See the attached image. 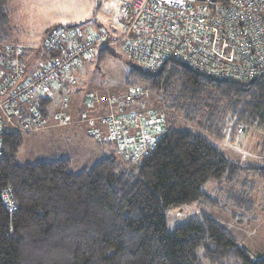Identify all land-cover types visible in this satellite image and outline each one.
Returning <instances> with one entry per match:
<instances>
[{
    "label": "trees",
    "instance_id": "16d2710c",
    "mask_svg": "<svg viewBox=\"0 0 264 264\" xmlns=\"http://www.w3.org/2000/svg\"><path fill=\"white\" fill-rule=\"evenodd\" d=\"M9 1L0 0V20ZM109 49L95 51L99 61ZM47 52L45 63L56 56ZM127 83L143 85L145 98L153 93L154 105L148 104L165 119L154 148L136 162L107 141L121 160L110 154L78 171L71 170L66 158L19 164L23 133L33 132L35 124L30 121L28 128L16 119L19 127L4 123L0 188L9 190L14 209L9 212L0 197V264H264V256L253 260L247 248L206 213L175 221L171 228L165 216L167 210L183 206L225 201L236 217V209L252 206L254 183L248 177L264 179V161H232L192 127L229 140L235 139L238 125L243 133L264 128V75L251 81L178 62L155 71L137 63L129 68ZM60 88H67L66 82ZM48 99H36L43 117ZM28 105L21 102L17 108L27 114ZM146 107L141 104L137 110ZM209 181L215 183L212 193L205 189Z\"/></svg>",
    "mask_w": 264,
    "mask_h": 264
},
{
    "label": "built area",
    "instance_id": "2783aa9c",
    "mask_svg": "<svg viewBox=\"0 0 264 264\" xmlns=\"http://www.w3.org/2000/svg\"><path fill=\"white\" fill-rule=\"evenodd\" d=\"M114 5L119 30L84 35L78 28L49 29L43 45L56 56L32 75H24L17 47L0 46V132L4 123L19 127L15 119L28 128L33 121L34 130L44 127L46 119L36 108V99L49 97L75 65L102 47L121 46L149 71L178 62L228 78L264 75V0H119ZM146 93L145 87H130L124 97L110 100L119 107L99 118L106 125L105 141L115 142L131 162L154 148L165 130L163 112L152 107L137 110ZM21 102L29 103L27 114L17 108ZM53 119L68 122L60 111ZM235 133L241 136L243 126L238 125ZM0 197L12 212L9 190L0 188Z\"/></svg>",
    "mask_w": 264,
    "mask_h": 264
},
{
    "label": "rangeland",
    "instance_id": "374dc122",
    "mask_svg": "<svg viewBox=\"0 0 264 264\" xmlns=\"http://www.w3.org/2000/svg\"><path fill=\"white\" fill-rule=\"evenodd\" d=\"M117 1L119 0H10L5 4L4 16L0 20V44L12 45L22 50L27 49L28 54H31L39 62L49 57L42 42L45 40V33L50 28L81 26L89 33L109 31L111 28L119 30L120 27L116 19L117 12L114 7ZM109 48L111 53L106 55L103 60L99 61L98 52H94L92 55L83 58L70 71L68 74L71 84L70 90L63 97L66 101L76 97L82 103L88 96L107 98L126 94L129 91L128 70L131 65H137V63L129 57L121 46L116 45ZM41 55H43L42 58H40ZM132 80L131 83L138 82L136 79ZM132 87L134 86H131V89ZM153 95L150 92L149 96L144 98L143 104L145 106L154 105L152 102ZM145 99L147 100L145 101ZM150 102L151 105H149ZM118 103L122 102L118 101ZM103 104L100 103L93 107V113L90 115H101L102 110L97 108H101L100 105ZM87 116L84 115L85 118ZM183 125L187 124L183 123ZM192 129L200 132L211 145L217 147L226 158L232 161L259 162L258 159L249 158L245 154V149L248 145L260 148L255 146L258 142L255 140L257 138L255 135L262 132L264 128L248 129L241 136H235L234 140H229L228 137L217 138L202 133L198 126L192 127ZM55 132L56 130L49 128L23 133V140L17 152L16 161L23 164L34 163L39 160L66 158L70 160L71 170L78 171L84 167L92 166L97 160L110 154H115L121 160L114 149L105 144H99L96 140L91 141L92 137L88 136L86 132L77 130L74 137H69L63 133L54 134ZM93 142L101 146L102 151L100 150V153L91 157L89 156L90 151L93 149L94 153L99 151L93 146ZM248 178L254 183V188L250 194L253 204L249 208L242 205L241 209H236L238 214L237 216L234 215L236 217L231 216L234 207L231 206L229 209L230 203L225 201H220V204L215 206L192 204L167 210L165 213L167 227L171 228L175 221L183 220L190 215L206 213L230 231L236 242L247 248L253 260L260 255L264 256V179L251 174ZM214 184V181H209L205 189L212 193ZM224 196L223 193L218 198L223 199ZM240 214L244 215L240 216ZM240 218L242 219L240 220Z\"/></svg>",
    "mask_w": 264,
    "mask_h": 264
},
{
    "label": "crops",
    "instance_id": "0c3cea01",
    "mask_svg": "<svg viewBox=\"0 0 264 264\" xmlns=\"http://www.w3.org/2000/svg\"><path fill=\"white\" fill-rule=\"evenodd\" d=\"M126 2H131V0H128ZM115 7V5H114ZM82 33H86L87 31L84 29V27L80 28ZM86 31V32H85ZM46 34V33H45ZM44 43V42H42ZM15 47V46H13ZM25 49V48H24ZM22 50L17 47V54L19 56L20 62L22 64L23 72L25 76L32 75L34 71H36L42 64L45 63L46 59L40 60L39 62L36 61L35 57H33L31 54H28L29 51ZM46 54V53H45ZM46 56V55H45ZM43 55L40 56L42 58ZM62 82H66V87L64 90L61 88L60 89H53L51 95L49 96L48 101H46V106L45 110L46 112V122L44 127H40L33 132L41 131V130H46L51 128L52 130H56L54 134H64V135H69V137H74L76 135L75 131H80V132H86V134L91 136L92 140H96L99 144H105L109 146V148L114 149V145L112 144H106L105 142V137H106V125L103 123L102 120L99 118L102 115H105L108 113L107 110L110 109H117L120 104L116 103H111L110 100L115 99V98H122L124 97L125 93L120 94V95H115L112 97H92L88 96L85 97L84 102L82 103L79 102V100L74 97L71 100L69 99L66 101L63 97L69 92L70 90V79L68 80H62ZM114 102V101H113ZM104 103L103 105H100L101 108H97L99 110H102V114L99 116H94L90 115L93 113V107H96L97 104ZM62 112L63 115L68 116V122L67 123H57L53 119V114L56 112ZM107 111V112H106ZM87 116L86 118L84 117ZM99 133L98 135H96ZM257 138L255 140H258L256 142L255 146H259L260 148L248 145L246 147L245 154L248 155L249 158L252 159H258L259 162L262 161V155L264 153V129L262 132L259 134H256ZM93 146L97 148L94 153V149L90 151L89 156H96L98 153H100L101 146L97 145L95 142H93ZM257 151H255L254 150ZM255 151V152H254ZM263 151V152H261ZM92 159V158H91ZM243 178V177H242ZM254 188V187H253ZM252 188V190H253ZM251 190V192H252ZM250 192V194H251Z\"/></svg>",
    "mask_w": 264,
    "mask_h": 264
},
{
    "label": "water",
    "instance_id": "95a60500",
    "mask_svg": "<svg viewBox=\"0 0 264 264\" xmlns=\"http://www.w3.org/2000/svg\"><path fill=\"white\" fill-rule=\"evenodd\" d=\"M255 79H256V76L252 77V78H251V81H253V80H255Z\"/></svg>",
    "mask_w": 264,
    "mask_h": 264
}]
</instances>
